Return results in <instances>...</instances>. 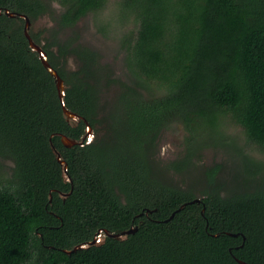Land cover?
<instances>
[{
    "label": "trees",
    "instance_id": "1",
    "mask_svg": "<svg viewBox=\"0 0 264 264\" xmlns=\"http://www.w3.org/2000/svg\"><path fill=\"white\" fill-rule=\"evenodd\" d=\"M108 1L0 0L3 11L54 22L44 48L65 80L68 108L83 117L67 121L24 19L4 11L0 164L14 165L0 174V264H264V0H121L132 16L126 23L136 24L121 36L128 82L76 29ZM71 56L75 70L66 67ZM106 80L119 87L109 106ZM227 120L242 126L262 157L228 141ZM88 124L92 142L64 145L61 133L81 139ZM174 126L185 132L184 149L163 162L160 140ZM224 146L235 149L228 172L235 181L220 176L228 165L202 161L205 150ZM139 224L124 240L106 236L66 251L100 229Z\"/></svg>",
    "mask_w": 264,
    "mask_h": 264
},
{
    "label": "rangeland",
    "instance_id": "2",
    "mask_svg": "<svg viewBox=\"0 0 264 264\" xmlns=\"http://www.w3.org/2000/svg\"><path fill=\"white\" fill-rule=\"evenodd\" d=\"M121 0H109L104 10L100 13H90L83 20H81L77 26V30L80 34V40L96 48L98 52L101 53L102 59L105 63L112 67L113 72L124 80L128 82L130 77L128 75V70L125 65V55L126 50L123 47L122 34L127 32V30H136V24L132 19L129 24H127V19L132 18L130 13H126L122 10ZM54 6L59 8V4L54 2ZM54 22L48 16H44L32 23V31L39 32L42 35L43 43L46 40L51 39L50 28L54 27ZM66 67L70 70H75L78 67L77 60L74 56L69 57ZM119 87L113 84L112 87L104 89V102L109 106L113 104L116 99ZM111 103V104H110ZM223 133L228 137V141L233 143L232 145H237L242 147L247 152H250L255 157H262L263 153L256 145H252L248 142L247 136L242 128V126L227 120V122L222 126ZM184 131L180 126H174L173 128L163 132L159 148V157L163 162L167 159H173L179 157L183 152V141H184ZM235 153L234 147L224 146L222 150L219 148L204 151L203 163L205 165H212L214 163L228 165L227 172H222L220 176L222 180L228 178L229 180L235 181V174H230L232 170L231 161ZM1 173H12L13 162L10 159H1ZM202 175V174H201ZM174 180L180 185H183L180 176H174ZM231 187L230 185H228Z\"/></svg>",
    "mask_w": 264,
    "mask_h": 264
},
{
    "label": "water",
    "instance_id": "3",
    "mask_svg": "<svg viewBox=\"0 0 264 264\" xmlns=\"http://www.w3.org/2000/svg\"><path fill=\"white\" fill-rule=\"evenodd\" d=\"M4 11L7 15H9L11 17L21 16L25 19V21H26L25 22V35L29 40L30 47L33 51H35L39 54V57L42 60L44 66L46 67V69L51 73V75L55 79L56 86H57L58 93H59V98H60V101H61V104L63 107V112H64L65 118L67 119V121L70 124L76 125L79 122V120L83 119V117L79 113L68 108L66 101H65V95H66L65 80L60 75L58 70L55 67H53V65L49 62L47 52L31 36V34L29 32V28L31 26V20H30L29 16L27 14H24V13L11 11L9 8H6ZM0 14H1V9H0ZM61 138H62V142L64 143V145H66L67 147H72L76 144H83L85 141L87 143L92 142L95 138V132L93 130V127H91V125L88 124L86 126V133L81 139L71 138L67 134H63V133H61ZM51 146H52V149L56 155L57 160L60 162V164L62 166L63 176L65 178V181H72V178H71L69 171H68V163L65 160V158L63 157V154L54 145L53 142H51ZM62 195H64V193ZM196 201L199 202L200 199L196 198V199H194L193 202H196ZM173 216H174V214L171 217H173ZM139 226H140V224L137 226H132L130 229L124 230V231L119 232V233H112L108 229H100L99 232L94 236V238L92 240L84 242V243L79 244V245H76L72 250H66V251L68 253H71L72 251H76L77 249H80V248H87V247L92 246V245H101L102 243H104L106 236H111V237H114V238H117L120 240H124L130 234L135 233L139 229ZM238 261L241 262L242 264H249V263H247L241 259H238Z\"/></svg>",
    "mask_w": 264,
    "mask_h": 264
},
{
    "label": "flooded vegetation",
    "instance_id": "4",
    "mask_svg": "<svg viewBox=\"0 0 264 264\" xmlns=\"http://www.w3.org/2000/svg\"><path fill=\"white\" fill-rule=\"evenodd\" d=\"M4 11L1 9V14L3 13ZM5 13V12H4ZM0 14V15H1ZM16 17H19V18H21V19H24L23 17H21V16H16ZM30 18V17H29ZM40 19V18H39ZM30 20H31V18H30ZM38 20V19H37ZM24 21H25V19H24ZM35 21V20H34ZM34 21H32L31 20V26H30V28H29V32H30V34H31V32H32V34L34 33H36V32H34V31H32V23H34ZM26 22V21H25ZM25 22H24V31H25ZM32 34H31V36H32ZM36 34H40L39 32H37ZM41 35V34H40ZM33 37V36H32ZM41 37H42V35H41ZM28 39V38H27ZM34 39V38H33ZM35 40V39H34ZM29 41V40H28ZM36 41V40H35ZM37 42V41H36ZM42 47H43V49L44 50H46L44 47L47 45V43H48V40H46L44 43H43V39H41V41H39L38 42ZM96 49V48H95ZM100 53V52H99ZM101 54V53H100ZM101 57H102V55H101ZM103 58V57H102ZM101 58V60H100V63L101 64H107V63H105L104 61H103V59ZM124 61H125V58H124ZM107 65H109V64H107ZM126 65V64H125ZM109 67L112 69V67L109 65ZM128 70V69H127ZM113 76L116 78V77H118V76H116V74L113 72ZM114 83H112L110 80H106V81H104L103 82V89H106V88H109V87H112V85H113ZM104 91V90H103ZM103 96H104V92H103ZM104 101V100H103ZM111 104V103H110ZM102 113H101V115H105L106 114V111L104 110V111H101Z\"/></svg>",
    "mask_w": 264,
    "mask_h": 264
}]
</instances>
